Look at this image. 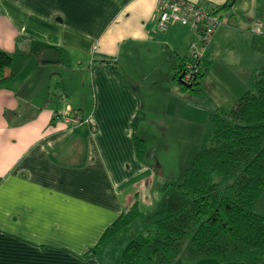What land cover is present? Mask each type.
<instances>
[{
    "label": "crops",
    "instance_id": "obj_1",
    "mask_svg": "<svg viewBox=\"0 0 264 264\" xmlns=\"http://www.w3.org/2000/svg\"><path fill=\"white\" fill-rule=\"evenodd\" d=\"M187 1L214 10L228 0ZM158 13L159 0H0L1 49L29 51L41 41L63 49L70 63L64 66L57 53L46 51L47 62L32 57L0 89V264H120L114 240L96 255L85 254L137 193L140 202L150 201L159 182L136 151L143 75L164 65L174 90L175 68L198 35L179 23L156 32ZM219 14L226 25L204 59L203 95L192 100L197 119L202 110L211 117L229 113L264 68V34L251 32L256 22L264 23V0H237ZM32 59L38 64L29 65ZM48 64L90 84L88 109L75 108L82 103L80 88L64 81L57 92L48 87ZM75 112L82 123L66 124L63 115ZM256 209L264 214V195Z\"/></svg>",
    "mask_w": 264,
    "mask_h": 264
},
{
    "label": "trees",
    "instance_id": "obj_2",
    "mask_svg": "<svg viewBox=\"0 0 264 264\" xmlns=\"http://www.w3.org/2000/svg\"><path fill=\"white\" fill-rule=\"evenodd\" d=\"M236 1L228 0L213 11L230 10ZM46 51L57 53L60 62L70 66L63 49L41 41H34L29 51L13 54L0 48V89L8 88L32 57L47 62ZM188 59L187 54L177 64L173 81L182 91L202 96L204 60L202 73L190 85L182 80ZM100 63L118 72L115 63ZM135 139L137 157L146 162V141L137 134ZM155 188L161 194L177 189L186 204L131 240L120 264H180L186 259L224 264L264 261V214L256 209L264 195V68L255 72L253 87L229 113H214L209 144L198 151L183 178L170 177ZM143 214L137 193L99 244L85 255H96Z\"/></svg>",
    "mask_w": 264,
    "mask_h": 264
},
{
    "label": "rangeland",
    "instance_id": "obj_3",
    "mask_svg": "<svg viewBox=\"0 0 264 264\" xmlns=\"http://www.w3.org/2000/svg\"><path fill=\"white\" fill-rule=\"evenodd\" d=\"M30 63L29 65L38 64L35 59ZM157 63L155 62V65ZM164 67L158 65L157 69L151 68L153 74H144L147 82L138 90L143 99V108L142 115L136 123V130L137 135L142 137L148 146L146 162L151 169L154 182L170 177L183 178L198 151L208 146L213 120V117L208 116L203 110L199 119L193 117L195 109L192 107V100L196 99V95L191 92L181 94L178 86L172 90L170 80L167 81L164 76L166 68ZM45 69L48 71L49 88L57 92L62 88L63 81L65 84L70 83L72 87L81 89L82 103L75 108L86 110L90 107L88 97L91 94V86L88 83L82 85L78 73H71L63 66L55 64H48ZM50 78H53V81ZM21 93L24 95V92ZM36 93L37 89H34L32 96ZM182 101L187 104L182 105ZM205 101L202 98L201 106L206 104ZM185 204L186 199L175 188H171L165 194L157 190L153 192L150 201L144 199L141 202L143 216L114 240L117 243L113 246L114 254L118 252L120 257L131 240L139 234H146L158 219L177 212Z\"/></svg>",
    "mask_w": 264,
    "mask_h": 264
},
{
    "label": "built area",
    "instance_id": "obj_4",
    "mask_svg": "<svg viewBox=\"0 0 264 264\" xmlns=\"http://www.w3.org/2000/svg\"><path fill=\"white\" fill-rule=\"evenodd\" d=\"M179 23L198 32V35L189 45L188 61L182 73V80L186 84H193L202 73V62L206 57L210 43L216 32L225 26L220 14L213 10L201 7L187 0H159V13L156 32H167L171 25ZM264 23L256 22L251 32L256 35L264 34ZM61 100H64L62 97ZM68 110H71L68 107ZM63 120L68 125L82 123L78 112L63 115Z\"/></svg>",
    "mask_w": 264,
    "mask_h": 264
}]
</instances>
